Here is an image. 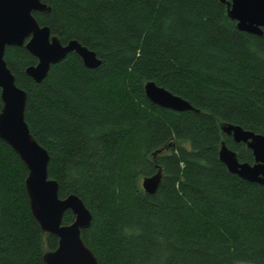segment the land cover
Segmentation results:
<instances>
[{"label":"trees","instance_id":"obj_1","mask_svg":"<svg viewBox=\"0 0 264 264\" xmlns=\"http://www.w3.org/2000/svg\"><path fill=\"white\" fill-rule=\"evenodd\" d=\"M41 1L50 11L34 12L37 21L96 51L100 65L72 51L37 82L24 46L4 57L28 94L25 118L59 196L77 194L92 213L82 238L99 264H264V184L219 159L224 140L254 160L221 122L264 135V35L239 30L220 0ZM147 81L197 110L152 103ZM159 168L148 194L142 180ZM27 175L0 138V264H45L58 246L32 214ZM73 220L66 211L63 223Z\"/></svg>","mask_w":264,"mask_h":264},{"label":"water","instance_id":"obj_2","mask_svg":"<svg viewBox=\"0 0 264 264\" xmlns=\"http://www.w3.org/2000/svg\"><path fill=\"white\" fill-rule=\"evenodd\" d=\"M220 1L226 4L228 15L237 22L239 30L264 35V0ZM36 11L49 12L50 7L41 0H0V138L18 153L28 168L25 186L33 216L44 232L58 237V246L44 253L45 264H99L97 256L82 238V230L92 222V213L77 194L59 196V183L48 173L49 152L32 134L25 118L28 94L16 84L4 56L8 46H24L37 58L35 64L25 69L26 74L37 82L46 77L52 64L72 51L90 68L99 66L101 59L96 51L77 39L63 43L52 34L48 25L37 21ZM144 91L146 97L159 106L177 111L197 110L189 101L154 81H147ZM220 128L235 142L244 143L254 157L252 163L240 161L237 152L223 140L219 149L220 161L240 178L264 184V135L230 122H221ZM162 176L161 168L145 176L142 180L144 191L154 194ZM68 210L74 214V220L64 224L63 216Z\"/></svg>","mask_w":264,"mask_h":264},{"label":"bare ground","instance_id":"obj_3","mask_svg":"<svg viewBox=\"0 0 264 264\" xmlns=\"http://www.w3.org/2000/svg\"><path fill=\"white\" fill-rule=\"evenodd\" d=\"M169 109V108H168Z\"/></svg>","mask_w":264,"mask_h":264}]
</instances>
